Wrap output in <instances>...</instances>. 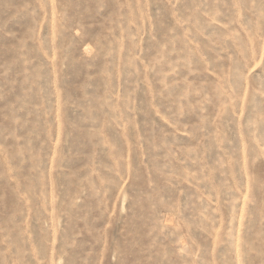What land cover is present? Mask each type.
I'll return each instance as SVG.
<instances>
[{
  "label": "rangeland",
  "instance_id": "rangeland-1",
  "mask_svg": "<svg viewBox=\"0 0 264 264\" xmlns=\"http://www.w3.org/2000/svg\"><path fill=\"white\" fill-rule=\"evenodd\" d=\"M0 264H264V0H0Z\"/></svg>",
  "mask_w": 264,
  "mask_h": 264
}]
</instances>
